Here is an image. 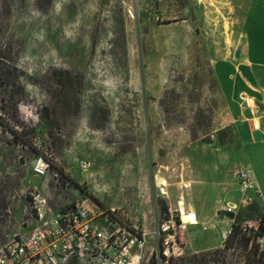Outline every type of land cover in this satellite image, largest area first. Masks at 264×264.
Segmentation results:
<instances>
[{"label": "rangeland", "instance_id": "374dc122", "mask_svg": "<svg viewBox=\"0 0 264 264\" xmlns=\"http://www.w3.org/2000/svg\"><path fill=\"white\" fill-rule=\"evenodd\" d=\"M239 5L0 0V114L20 132L0 124V245L31 229L35 196L49 214L89 196L148 233L141 264H244L246 250L223 243L234 220L217 216L237 203L244 232L259 223L246 209L257 193L244 195L235 176L242 140L215 71L262 42L242 36ZM7 69L19 75L9 113ZM40 153L55 165L44 175L34 171ZM82 158L93 162L85 174ZM180 206L198 223L176 228L185 255L159 262L158 221Z\"/></svg>", "mask_w": 264, "mask_h": 264}, {"label": "built area", "instance_id": "2783aa9c", "mask_svg": "<svg viewBox=\"0 0 264 264\" xmlns=\"http://www.w3.org/2000/svg\"><path fill=\"white\" fill-rule=\"evenodd\" d=\"M92 165L89 158L79 161L83 174L90 172ZM49 167L46 157L38 155L35 173L44 175ZM235 176L244 195L251 191L258 194L250 167L241 166ZM249 199L246 196L241 201L246 204ZM33 201L37 209L36 221L29 231L15 234L0 245V264H141L144 261L148 233L131 224L116 207H106L87 196L49 214L44 209L45 199L38 195ZM227 209L236 212L238 204L229 203ZM180 211L179 216L178 212L170 209L158 221L159 250L156 255L159 262L168 263L186 253L185 244L177 239L176 228L186 223L183 209ZM190 223L197 224L198 219ZM230 232L231 227L222 231L223 243ZM258 242L264 249V235L258 237ZM151 252L155 253V248Z\"/></svg>", "mask_w": 264, "mask_h": 264}, {"label": "crops", "instance_id": "0c3cea01", "mask_svg": "<svg viewBox=\"0 0 264 264\" xmlns=\"http://www.w3.org/2000/svg\"><path fill=\"white\" fill-rule=\"evenodd\" d=\"M241 1L244 11L237 8V22L244 24L242 36L262 42L243 50L249 58L219 62L215 71L242 140L243 166L253 171L258 189L254 197L264 212V0Z\"/></svg>", "mask_w": 264, "mask_h": 264}, {"label": "trees", "instance_id": "16d2710c", "mask_svg": "<svg viewBox=\"0 0 264 264\" xmlns=\"http://www.w3.org/2000/svg\"><path fill=\"white\" fill-rule=\"evenodd\" d=\"M10 74H12V71L10 69H7L6 72L1 75L5 80V89L3 90V94L5 95V104H2V106L5 112L8 111L7 113H9V110H7L5 107L9 103H11L10 106L12 108L17 109L18 103L20 102L19 98L16 96V92H14L13 90L14 85H18L15 83L13 85L12 79L15 74H13V76H11ZM15 77L16 80L19 79V75H15ZM0 124L4 128L8 129L14 137H20V132L16 130L13 126H11L9 122H7L6 118L2 116V114H0ZM23 143L28 146L31 145V143L27 140H23ZM39 155L44 154L40 153ZM44 156L50 162V166L54 167L55 165L53 164V161L46 155ZM246 209L252 213H255L256 216L259 217V223L254 234L248 235L247 232H244L242 230L241 224L235 221L238 216L236 214V217L231 227V232L228 238L224 241V244L227 248H232V244L234 243H238L240 246H242L246 250V260L244 264H261L264 262V249H262L260 243L258 242V237L264 235V212L261 210L259 203L256 200L251 201L250 204L246 206Z\"/></svg>", "mask_w": 264, "mask_h": 264}, {"label": "water", "instance_id": "95a60500", "mask_svg": "<svg viewBox=\"0 0 264 264\" xmlns=\"http://www.w3.org/2000/svg\"><path fill=\"white\" fill-rule=\"evenodd\" d=\"M218 218H223L224 216L234 220L236 217V212L231 209H222L217 214Z\"/></svg>", "mask_w": 264, "mask_h": 264}, {"label": "bare ground", "instance_id": "6f19581e", "mask_svg": "<svg viewBox=\"0 0 264 264\" xmlns=\"http://www.w3.org/2000/svg\"><path fill=\"white\" fill-rule=\"evenodd\" d=\"M183 217L186 222H190L194 218V215L191 213L184 212Z\"/></svg>", "mask_w": 264, "mask_h": 264}]
</instances>
